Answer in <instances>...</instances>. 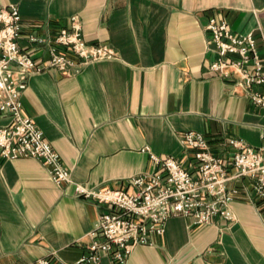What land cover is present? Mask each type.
<instances>
[{
    "label": "crops",
    "instance_id": "0c3cea01",
    "mask_svg": "<svg viewBox=\"0 0 264 264\" xmlns=\"http://www.w3.org/2000/svg\"><path fill=\"white\" fill-rule=\"evenodd\" d=\"M10 5L22 15L23 50L32 51L31 35L50 38L78 17L84 40L109 46L116 58L29 78L24 112L72 183L59 187L40 161L0 152V264L75 263L106 210L76 196V186L119 188L156 171L152 154L189 167L186 132L206 135L217 153L228 137L262 146L264 108L211 72L216 55L206 27L215 18L235 33L253 32L264 60V0H0ZM32 54L49 60L46 48ZM9 121L0 115V125ZM232 210L234 221L202 226L171 218L165 235L138 246L127 264H264V204L237 200ZM102 264L113 262L106 256Z\"/></svg>",
    "mask_w": 264,
    "mask_h": 264
},
{
    "label": "built area",
    "instance_id": "2783aa9c",
    "mask_svg": "<svg viewBox=\"0 0 264 264\" xmlns=\"http://www.w3.org/2000/svg\"><path fill=\"white\" fill-rule=\"evenodd\" d=\"M206 30L216 55L211 72L241 86L256 106L264 108V93L255 90L264 87V60L256 35L235 33L226 21L215 18ZM22 34L19 7L0 6V115L10 120L0 125L1 156L40 161L61 187L72 183L71 172L42 129L24 112L22 97L29 78L49 70L80 69L89 62L114 59L116 53L106 45L88 44L78 17L50 38L29 37L32 51L47 49L46 63L21 48ZM183 142L192 153L189 167L174 157L152 154L156 171L134 176L119 188L76 186V196L94 200L106 210L89 234L85 254L73 264H102L106 256L113 264H127L138 246L154 245V238L165 235L171 218L182 217L195 226L217 217L232 222V204L237 200L264 204V138L262 146L255 148L228 137L219 153L202 133L186 132ZM37 264L62 263L53 257Z\"/></svg>",
    "mask_w": 264,
    "mask_h": 264
}]
</instances>
